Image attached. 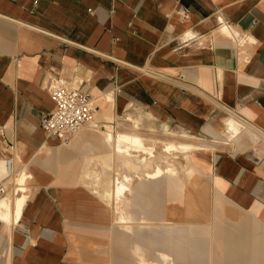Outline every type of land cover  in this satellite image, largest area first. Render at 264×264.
Returning <instances> with one entry per match:
<instances>
[{
  "label": "crops",
  "instance_id": "crops-1",
  "mask_svg": "<svg viewBox=\"0 0 264 264\" xmlns=\"http://www.w3.org/2000/svg\"><path fill=\"white\" fill-rule=\"evenodd\" d=\"M180 9H189L188 19ZM53 85L91 95L97 108L95 125L68 143L41 126L55 108ZM230 119L245 131L233 141L222 132ZM122 135L139 136L153 153L156 138L165 154L170 142L205 150L196 165L232 206H214V236L204 240L209 227L174 225V212L149 198L147 182L169 180L176 193L174 179H142L144 169L136 186L117 177L112 182L126 181L128 190L125 205L113 203L116 223L124 218L131 235L119 241L111 229V250L126 243L139 257L197 264L195 254L211 246L214 263L264 264V0H0V159H11L13 171L4 197L13 222L0 220V264H103L101 250L87 256L102 240L79 223L87 206L102 205L81 182L89 173L104 179V165L116 173L127 159L147 156ZM219 144L225 149L212 160ZM24 174L26 202L16 218V179ZM104 213L94 214L100 230L109 224ZM137 221L163 225L139 231Z\"/></svg>",
  "mask_w": 264,
  "mask_h": 264
},
{
  "label": "rangeland",
  "instance_id": "rangeland-1",
  "mask_svg": "<svg viewBox=\"0 0 264 264\" xmlns=\"http://www.w3.org/2000/svg\"><path fill=\"white\" fill-rule=\"evenodd\" d=\"M228 113L230 114V116L231 113L238 116L240 115V113H237L234 110H228ZM154 140L155 141L151 144H156V146H154L153 148L157 159H155L150 167L146 168L144 171L151 172L157 166L161 167L162 169H172L177 173V178H174L175 181H172L179 184V187L177 186L179 190H177L176 193H173L170 189L171 181L166 179H163L159 182H147V187H149L150 190H153V192L149 194V198L151 197L152 201H157V203L159 202L158 206L162 210H164V212H174V220L172 223L174 225H178L179 227L185 226L187 229L194 226L200 228L209 227V229L211 230L210 235L204 236L203 239L211 240L214 236V229L216 225V213L214 211V206L217 203H224L226 206L231 207L232 204L223 199V197H221L220 199L215 188V178L210 173L204 172V170H202L200 166H197V162H195L193 156H189L181 152H174L171 155L165 154L161 145L158 143L157 138ZM224 149L225 145L222 144H219L216 148H214L211 151L212 160L213 158L220 156V154L223 153ZM104 166V168H106L109 173L104 176V179H99L96 177V174L89 173L87 175V179L81 182L83 187L89 190L90 193L94 194L97 202L102 205L101 208L100 206L96 208L87 206L86 212L84 214L87 213L90 215L87 217L85 216L86 219L84 222H82L81 220L79 221L80 225H85L84 231L88 238L91 237L95 240H102V244L94 243L92 245H89L91 242H93L92 240H90L91 242L87 241V244L89 245V248L91 250V253H88L87 256L93 257L96 252L101 250L103 264H116L117 259L119 263L121 262L123 264H142V262L144 264H166L164 263L163 259H161L158 254L155 253L146 254L144 257L135 255L134 252H132V250H130L128 246L125 245L126 243H119L117 248L111 250L109 244V233L111 229V231H115V228H118L117 236H115L114 234L113 238L116 237L119 239V241L121 240V238H124V235L130 236L131 234L122 227L124 226L123 224L116 223V218H120L121 213L116 212L115 206H113V202L109 204L107 203V200H104L102 198V193L105 188L106 190L113 188L112 181L117 177L122 179L124 176H128L133 179L132 185L136 186L140 183L141 178H144V175L143 173H141V178L139 180V177L133 171L124 166H120V169L116 173L107 165ZM102 172H104V170H102ZM93 177H95V179H93ZM109 182H111L110 185ZM18 193H20V191ZM203 196H205L204 199ZM145 201L146 199L144 200V205ZM136 205L141 206V201H139V204L136 202ZM100 209L103 212L105 211V217L109 221V224H104L102 226V230H100L99 228L101 227V225L94 221L95 211L97 210V212H100ZM98 216L99 213H97V218ZM67 221L71 225L72 222L70 220ZM145 224H149L155 227L163 225V223H160L159 221H137L133 223V226L137 230L141 231V226ZM96 228H99L100 230L97 234L95 233ZM98 236H101V239ZM198 238H201V236L199 235ZM213 256L214 252L211 246H207L206 250L203 249L195 254V257L198 261L197 264H218L214 263Z\"/></svg>",
  "mask_w": 264,
  "mask_h": 264
},
{
  "label": "bare ground",
  "instance_id": "bare-ground-1",
  "mask_svg": "<svg viewBox=\"0 0 264 264\" xmlns=\"http://www.w3.org/2000/svg\"><path fill=\"white\" fill-rule=\"evenodd\" d=\"M225 123H226V127H227L226 131H228L229 133L227 132L228 133L227 134L225 130H223L222 132L228 136L229 140H232V141L236 140L237 138H239V136L244 134L245 131H243V127L236 124L233 120H231V119L225 120ZM118 138L122 143L131 145L135 152L144 153L147 155V156H143L140 159H134L132 161L127 159L125 161V165L128 168H130L131 171H133L135 174H139V173H141V171L143 169L145 170L146 168L150 167V165L153 162V158L155 157V155L152 152V150H147L145 148V146H144V144H143V142L139 136L122 135V136H119ZM164 147H165V152L168 154H171L172 152L185 153L189 156H193L194 158H196L198 160V163L201 160L200 159L201 154L205 152V150H203L199 147H196V146H193L190 144H185V143H181L179 145H176L175 143L170 142V143H167L166 146H164ZM142 173L149 180L150 179L151 180H158V179H161L163 177H168V178L174 179L177 177V173L170 168L162 169L160 167H157L152 172L143 171ZM6 176L8 177L7 171L3 167H0V177L3 178ZM12 176H13V171L9 175V178H11ZM26 180H27V178H26L25 174L23 176H19L16 179V182L21 187L20 190L22 191V194L16 198V203H15L16 204L15 206H17V208H15V209H17L16 218H20V216L22 214V209H23L24 204L26 202V194H25L26 189L24 188L25 184H26ZM125 182L118 180V179L115 180V182H112L113 188L107 189L102 194V198L104 200H107L108 201L107 203H109V204L113 202L117 207L125 205L124 204V202L126 201L125 193L128 190V187L126 186ZM4 197L0 198V220L3 222H6V223H12L13 222V216L11 213L10 203L7 200V198H4ZM17 220L18 219H16V221ZM127 220H129V219H127ZM120 221L122 224L126 225V220L124 218H121Z\"/></svg>",
  "mask_w": 264,
  "mask_h": 264
},
{
  "label": "built area",
  "instance_id": "built-area-1",
  "mask_svg": "<svg viewBox=\"0 0 264 264\" xmlns=\"http://www.w3.org/2000/svg\"><path fill=\"white\" fill-rule=\"evenodd\" d=\"M178 14L188 19L190 12L189 9H180ZM49 91L55 108L52 113L42 118L41 123L42 129L49 139L62 144L68 143L81 130L95 125L97 108L91 95L63 85H53ZM0 167H3L8 173V177L0 178V198H2L7 195L8 188L5 186V182L12 173V160L1 158Z\"/></svg>",
  "mask_w": 264,
  "mask_h": 264
}]
</instances>
